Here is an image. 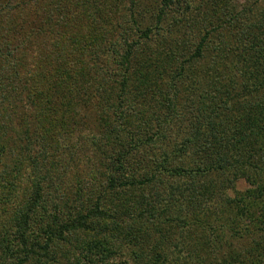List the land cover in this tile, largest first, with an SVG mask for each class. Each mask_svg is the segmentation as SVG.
Segmentation results:
<instances>
[{
	"label": "trees",
	"instance_id": "obj_1",
	"mask_svg": "<svg viewBox=\"0 0 264 264\" xmlns=\"http://www.w3.org/2000/svg\"><path fill=\"white\" fill-rule=\"evenodd\" d=\"M113 233L264 264V0H0V264H112Z\"/></svg>",
	"mask_w": 264,
	"mask_h": 264
},
{
	"label": "rangeland",
	"instance_id": "obj_2",
	"mask_svg": "<svg viewBox=\"0 0 264 264\" xmlns=\"http://www.w3.org/2000/svg\"><path fill=\"white\" fill-rule=\"evenodd\" d=\"M236 4H242L243 2H244V0H233ZM15 153V152H14ZM88 154H90L89 152H87V153H85V154H80V158H79V161H80V167H79V170L77 171V172H75V170L74 169H71V168H68V170H67V178H65L67 181H68V183H74V178L76 177V175L79 173V172H82V171H84L83 170V168H84V166L86 165V156L88 155ZM49 155H51L50 153H49ZM51 158L49 157V158H46V156L45 157H43L42 158V162H41V166H39V167H37V168H35L34 169V171H32V169H31V167H29L28 168V172L32 175V174H35V173H37L38 172V169H39V171L40 170H42V169H44V167L46 166V169L45 170H48L49 172H51V170H49V166H51V164L49 165L48 163H49V160H50ZM10 162L11 163H13L11 160H10ZM31 177V176H30ZM32 178V177H31ZM76 179V178H75ZM25 185L26 186H28L29 185V181L28 180H26L25 181ZM248 189V187H247V185H244V183L243 182H241L240 181V184L239 185H237V186H235V188L232 190V194H230V196L231 197H237L238 195H241L245 190H247ZM238 198H240L239 196H238ZM137 227H146L145 226V224L144 225H138ZM112 237H114L112 240H110V242H109V244L110 245H113L110 249H111V251H112V255L110 254V257H111V263L112 264H117V263H119L120 262V260L122 259V258H120L119 256L120 255H122V253H125L126 252V250H123V247H122V245L117 241V239H116V237L118 238V236L117 235H115L114 233H113V235L111 236V238ZM110 238V239H111ZM233 248L235 249V251H237V242H235V243H233ZM116 253H118L117 255H116Z\"/></svg>",
	"mask_w": 264,
	"mask_h": 264
}]
</instances>
